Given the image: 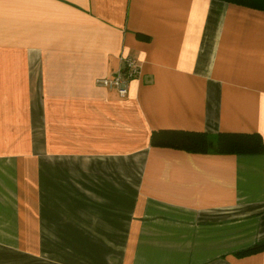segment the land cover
<instances>
[{"label":"crops","instance_id":"obj_1","mask_svg":"<svg viewBox=\"0 0 264 264\" xmlns=\"http://www.w3.org/2000/svg\"><path fill=\"white\" fill-rule=\"evenodd\" d=\"M133 58L129 94L97 86ZM264 10L234 0H0V264H264Z\"/></svg>","mask_w":264,"mask_h":264},{"label":"trees","instance_id":"obj_2","mask_svg":"<svg viewBox=\"0 0 264 264\" xmlns=\"http://www.w3.org/2000/svg\"><path fill=\"white\" fill-rule=\"evenodd\" d=\"M250 7L264 10V0H234ZM152 145L159 142L165 143L175 149H181L192 153L211 154H235L250 155L264 150L262 139L257 135L247 134H220L210 137L205 134L163 131L154 132L151 138ZM264 252V242H258L248 249L236 253L237 257H248Z\"/></svg>","mask_w":264,"mask_h":264},{"label":"built area","instance_id":"obj_3","mask_svg":"<svg viewBox=\"0 0 264 264\" xmlns=\"http://www.w3.org/2000/svg\"><path fill=\"white\" fill-rule=\"evenodd\" d=\"M139 74L140 67L137 61L133 58H127L124 60L123 68L113 77L98 79L96 84L103 89L115 90L122 98H125L129 94L131 81Z\"/></svg>","mask_w":264,"mask_h":264}]
</instances>
